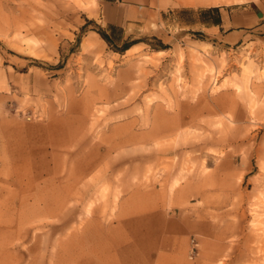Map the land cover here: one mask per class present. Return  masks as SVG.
<instances>
[{
    "label": "rangeland",
    "instance_id": "1",
    "mask_svg": "<svg viewBox=\"0 0 264 264\" xmlns=\"http://www.w3.org/2000/svg\"><path fill=\"white\" fill-rule=\"evenodd\" d=\"M115 5L0 0V264H264V37Z\"/></svg>",
    "mask_w": 264,
    "mask_h": 264
},
{
    "label": "crops",
    "instance_id": "2",
    "mask_svg": "<svg viewBox=\"0 0 264 264\" xmlns=\"http://www.w3.org/2000/svg\"><path fill=\"white\" fill-rule=\"evenodd\" d=\"M105 4L121 5L118 14L108 11V24L123 27L125 23L141 21L153 8H174L183 14L194 11L192 20L179 19L183 28L197 31L227 44H238L264 37V0L240 4H220L221 0H101ZM226 2V0H224ZM231 2V1H230ZM116 6V5H115ZM146 6V7H145ZM120 10V9H119ZM53 212L49 210V216ZM118 228H127L119 224Z\"/></svg>",
    "mask_w": 264,
    "mask_h": 264
},
{
    "label": "trees",
    "instance_id": "3",
    "mask_svg": "<svg viewBox=\"0 0 264 264\" xmlns=\"http://www.w3.org/2000/svg\"><path fill=\"white\" fill-rule=\"evenodd\" d=\"M108 29L110 32H112L114 30H117V27H115L113 25H108ZM98 34L101 35L103 40H105L106 42H109V35H107L105 32L99 31Z\"/></svg>",
    "mask_w": 264,
    "mask_h": 264
},
{
    "label": "bare ground",
    "instance_id": "4",
    "mask_svg": "<svg viewBox=\"0 0 264 264\" xmlns=\"http://www.w3.org/2000/svg\"><path fill=\"white\" fill-rule=\"evenodd\" d=\"M175 121V120H174ZM159 130V129H158Z\"/></svg>",
    "mask_w": 264,
    "mask_h": 264
}]
</instances>
